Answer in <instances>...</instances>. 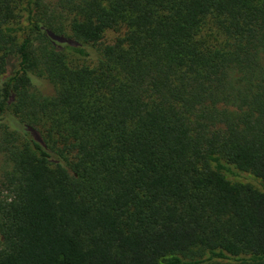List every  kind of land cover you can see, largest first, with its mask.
Instances as JSON below:
<instances>
[{
  "label": "trees",
  "instance_id": "16d2710c",
  "mask_svg": "<svg viewBox=\"0 0 264 264\" xmlns=\"http://www.w3.org/2000/svg\"><path fill=\"white\" fill-rule=\"evenodd\" d=\"M0 152V264H264V0H0Z\"/></svg>",
  "mask_w": 264,
  "mask_h": 264
},
{
  "label": "rangeland",
  "instance_id": "374dc122",
  "mask_svg": "<svg viewBox=\"0 0 264 264\" xmlns=\"http://www.w3.org/2000/svg\"><path fill=\"white\" fill-rule=\"evenodd\" d=\"M211 25H212V22H210L209 25L205 29V32L207 34L213 33V30H211V27H212ZM115 37H116L115 33H109L107 36V39H108V41H112V40H114ZM4 161H5L4 155H3V153L0 152V181H1V173H2V170L4 167ZM239 180L241 182L251 183V184L255 185L256 187H258L259 189H261L260 184L257 183L254 179H252L251 177H249L247 175H241L239 177Z\"/></svg>",
  "mask_w": 264,
  "mask_h": 264
}]
</instances>
